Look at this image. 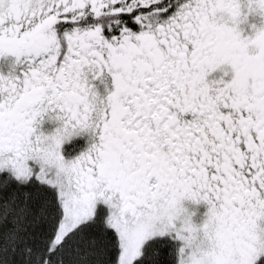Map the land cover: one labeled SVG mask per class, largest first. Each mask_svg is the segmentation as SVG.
<instances>
[{
    "label": "snow or ice",
    "instance_id": "6c2138e0",
    "mask_svg": "<svg viewBox=\"0 0 264 264\" xmlns=\"http://www.w3.org/2000/svg\"><path fill=\"white\" fill-rule=\"evenodd\" d=\"M0 264H264V0H0Z\"/></svg>",
    "mask_w": 264,
    "mask_h": 264
}]
</instances>
